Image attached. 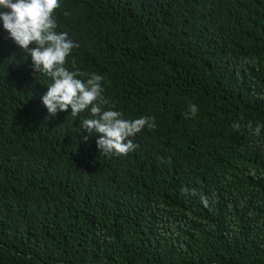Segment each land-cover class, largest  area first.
Instances as JSON below:
<instances>
[{"label":"trees","instance_id":"16d2710c","mask_svg":"<svg viewBox=\"0 0 264 264\" xmlns=\"http://www.w3.org/2000/svg\"><path fill=\"white\" fill-rule=\"evenodd\" d=\"M54 17L78 45L65 66L157 127L101 154L88 111L49 116L51 79L0 19V264H264V0H60Z\"/></svg>","mask_w":264,"mask_h":264},{"label":"clouds","instance_id":"9594fccd","mask_svg":"<svg viewBox=\"0 0 264 264\" xmlns=\"http://www.w3.org/2000/svg\"><path fill=\"white\" fill-rule=\"evenodd\" d=\"M59 7L60 0H0V19L10 37L30 54L34 70L51 79L48 91L42 96L49 116L67 111L69 107L72 109L71 116L88 111L91 118L83 119L80 126L89 135L100 134L97 147L101 154L126 156L139 147L130 137L145 128L146 133L154 130L157 127L155 117L125 119L123 112L115 110V105L106 107L111 102L104 95V78L101 75L70 71L65 66L67 57L78 45L68 38L67 33L56 31L58 25L54 11ZM189 110L190 115L195 117L197 106L192 104ZM185 116L187 118L189 113ZM233 127L239 129L240 125L234 124ZM248 127L251 129V124ZM255 134H260L259 126L255 128ZM88 139L89 136H84V140ZM202 201L207 206L205 197Z\"/></svg>","mask_w":264,"mask_h":264}]
</instances>
